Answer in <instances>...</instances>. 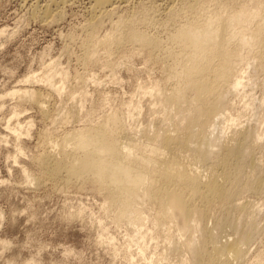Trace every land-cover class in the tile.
I'll return each mask as SVG.
<instances>
[{"label":"bare ground","instance_id":"6f19581e","mask_svg":"<svg viewBox=\"0 0 264 264\" xmlns=\"http://www.w3.org/2000/svg\"><path fill=\"white\" fill-rule=\"evenodd\" d=\"M70 1L48 0L39 8L38 4L34 12L45 22L60 20V13L55 11H62ZM120 1L91 0L90 18L81 24L82 42L80 35L76 38L82 50L78 62L86 68L100 59L103 50L104 63L113 65L115 54L129 48L131 53L137 52L133 55L146 53L151 63L162 64V77L140 90L152 99L153 106H146L152 108L150 114L152 110L155 113L153 122L148 124L150 118L145 123L148 125L137 129L132 125L135 121L130 118L132 124L126 123L124 114L113 109L95 123L71 128L63 136L46 132L43 152L36 157L43 175L35 176L27 167L23 173L35 185L44 179L55 184H68L72 179L92 181L107 194L108 208L113 207L122 219L138 218L142 205L148 203L156 209L160 226L174 220L178 229L189 235L184 244L191 257H182L181 264H240L249 244L264 233L255 201L239 198L245 192L264 193V132L242 124L244 128L241 125L227 133L221 123L228 115V105L229 111L234 106H230L234 100L229 102L230 95H240L239 100L248 96L244 104H256L251 90L244 89L250 81L246 69L251 64L264 71V0H144L138 9L121 6L124 12L120 11ZM126 4L129 6L128 1ZM133 21L138 30L130 39L122 29L126 22ZM127 54L130 56V52ZM58 61L53 59L41 76L26 78L31 83L43 81L49 92L26 87L12 93L39 105L46 118L52 106L48 104L49 95L61 94L69 78L66 70L59 69ZM118 61L120 64L122 60ZM87 72L80 71L77 76L81 95L86 97ZM58 73L61 85L56 83ZM72 98L76 105L59 115L62 122L79 119L84 109L81 98ZM139 102L128 108L127 116L133 118L140 113L143 102ZM57 108L60 110V106ZM180 247L176 242L174 249Z\"/></svg>","mask_w":264,"mask_h":264},{"label":"rangeland","instance_id":"374dc122","mask_svg":"<svg viewBox=\"0 0 264 264\" xmlns=\"http://www.w3.org/2000/svg\"><path fill=\"white\" fill-rule=\"evenodd\" d=\"M33 1L0 0V264H181L182 257H191L188 246L184 244L189 235L181 228L178 229L179 224L174 220L160 226L155 218L156 209L148 203L142 205L138 218L122 219L116 215L113 207L108 208L107 194L100 191L92 181L80 182L72 179L68 184L60 181L62 184L51 182V185L43 178L44 181L39 182L40 185L38 182L35 185L36 183H29L24 175L23 168L26 167L35 176L43 175L36 157L43 152V141H46L45 138L49 134L63 136L71 128L95 123L113 109L124 114L126 123L128 121L132 124L135 121L136 124H132L135 128H141L140 126L148 123L150 118L152 121L148 124L152 123L155 113L152 110L150 114L152 108H148L153 106L150 101L152 99H147L146 96L150 95L142 94L140 90L158 80L162 77L160 73H163L162 64L153 61L151 63L146 53L138 52V55H133L137 52L131 53L129 48L123 52L129 51L130 56H126L129 52L124 54L118 51L115 54H121V57L114 56V60L117 59L115 64H118L119 58L122 60L118 65L113 62V67H108L104 63L106 59H103L105 55L102 50L99 54L101 56H98L100 59L84 68L80 65L81 62H78L82 52L80 41L84 35V31L80 29L83 27L82 22L90 18L91 0H71L65 3L62 5L63 9L61 7L62 11L60 8L55 11L60 13L61 17L57 15L60 20L56 17L58 20L53 19V22H45L34 12L38 4L39 8L41 3L43 5L48 0H40L38 3ZM121 1L118 3L121 4V12L141 8L144 4V0H131L130 3L129 0ZM123 1H128L129 6ZM153 1L164 3L163 0ZM145 3H148V0ZM121 6L126 9L123 10ZM68 34L74 35L75 38ZM78 36L82 37L80 41L76 40ZM53 59H58L61 63L59 69L69 73L65 90L61 94L51 92L49 95L48 101H52L48 102L49 106L52 105L49 115H53L55 119L49 115V118H46L39 105L34 102L12 94L14 90L26 87H34L32 89H40L43 92L46 89L45 93L50 91L43 81H35L38 82L36 84L28 82L26 78L44 74L45 68L48 69L47 65ZM152 64L155 65V71ZM245 67L247 66L244 65L243 68L246 69ZM157 69L160 71H156ZM84 70L85 73L88 71L89 75L88 85H85L87 91L89 90L87 97L81 95L82 87L77 77L80 71ZM246 70L250 73H245L248 75L246 79L249 77L250 81L247 79L248 86L244 90H251L252 93L249 94L255 98L256 107L244 104L248 96H242V100H239L240 95H235L237 99L230 95L232 99L229 96V102L234 99L235 104H230L234 105L230 108L231 111L228 105V115L221 123L227 133H231L232 129L242 128L243 125H251L254 129L258 128L257 131L264 132V71L256 69L255 63ZM59 75L61 77V73H58L55 79L58 78L56 83L61 85L63 81ZM91 77L93 79H90ZM250 82L254 83L255 87ZM72 96L81 98L80 103L84 105V109L79 119L62 122L60 116L63 111L76 105ZM139 98H142V101ZM256 98L261 101H256ZM145 99L147 100L144 101ZM130 100L132 104L137 101L144 104V107L140 104L141 111L137 110L140 113L133 117L134 119L127 116L128 108L132 105H128ZM59 106L61 113L57 110ZM15 128L19 131H15ZM15 143L21 144H17V147ZM20 145L21 152L18 150ZM245 193L240 195V200L246 196V200L255 201V206L258 207V221L260 220L258 223L264 227V193ZM229 235L228 237L232 238ZM259 235L249 244L248 254L240 264H264V233ZM176 242H179L180 250L174 249Z\"/></svg>","mask_w":264,"mask_h":264},{"label":"clouds","instance_id":"9594fccd","mask_svg":"<svg viewBox=\"0 0 264 264\" xmlns=\"http://www.w3.org/2000/svg\"><path fill=\"white\" fill-rule=\"evenodd\" d=\"M137 26L135 22H126L122 31H124L125 35H127L130 39L134 38V34L137 32ZM38 264V262H37Z\"/></svg>","mask_w":264,"mask_h":264}]
</instances>
